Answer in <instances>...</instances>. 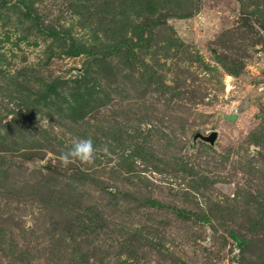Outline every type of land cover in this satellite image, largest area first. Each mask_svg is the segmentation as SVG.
<instances>
[{"label": "rangeland", "instance_id": "obj_1", "mask_svg": "<svg viewBox=\"0 0 264 264\" xmlns=\"http://www.w3.org/2000/svg\"><path fill=\"white\" fill-rule=\"evenodd\" d=\"M0 264H264V0H0Z\"/></svg>", "mask_w": 264, "mask_h": 264}, {"label": "clouds", "instance_id": "obj_2", "mask_svg": "<svg viewBox=\"0 0 264 264\" xmlns=\"http://www.w3.org/2000/svg\"><path fill=\"white\" fill-rule=\"evenodd\" d=\"M96 152L93 141L90 138H78L72 142V146L61 153L60 160L64 166H67L73 159L81 162L90 163Z\"/></svg>", "mask_w": 264, "mask_h": 264}, {"label": "water", "instance_id": "obj_3", "mask_svg": "<svg viewBox=\"0 0 264 264\" xmlns=\"http://www.w3.org/2000/svg\"><path fill=\"white\" fill-rule=\"evenodd\" d=\"M217 136H218V134H217L216 130L210 131L207 134H203L201 132H196L193 134L192 139H193V141L201 140V141L206 142L210 145H214L216 140H217Z\"/></svg>", "mask_w": 264, "mask_h": 264}]
</instances>
